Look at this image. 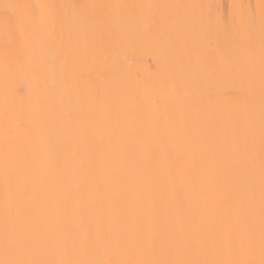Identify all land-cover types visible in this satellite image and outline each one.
Masks as SVG:
<instances>
[{"label": "bare ground", "instance_id": "6f19581e", "mask_svg": "<svg viewBox=\"0 0 264 264\" xmlns=\"http://www.w3.org/2000/svg\"><path fill=\"white\" fill-rule=\"evenodd\" d=\"M13 2L55 5L64 25L0 26V259L7 212L31 259L85 242L91 251L98 234L138 235L159 258L182 242L187 258L215 259V219L241 233L255 226L259 260L264 0ZM235 148L251 161L250 217L236 212L248 181ZM6 151L16 171L7 209Z\"/></svg>", "mask_w": 264, "mask_h": 264}, {"label": "snow or ice", "instance_id": "6c2138e0", "mask_svg": "<svg viewBox=\"0 0 264 264\" xmlns=\"http://www.w3.org/2000/svg\"><path fill=\"white\" fill-rule=\"evenodd\" d=\"M68 8H95V5L77 6L64 5ZM104 7V6H101ZM115 7H120L116 5ZM159 7V6H151ZM55 5H30L24 3L13 2V0H0V26L6 35H9L13 29H21L27 27L26 18H32V26L46 27L49 31H55L57 27H63V15L55 11ZM261 76L264 80V34L261 38ZM244 56L248 66L251 69L254 62V57L248 51H244ZM40 64L47 63V51L41 50L38 53H33ZM17 124L23 122V113L15 115ZM261 140L264 144V115L261 119ZM254 121H248V130L252 131ZM236 152L235 167L241 173L246 175L248 181V193L246 200L240 202L236 208L237 215L242 217H250L255 213V191L251 187L252 175L249 172L251 161L239 153V149L235 148ZM4 166V188L6 193V209L10 201L16 195V171L13 167L9 154L6 151L3 159ZM170 174L175 175L177 168H170ZM42 193L38 188H34L31 193L32 199L42 197ZM213 226L217 227V245L215 248V259H192L187 258L188 249L186 245L173 244L170 249L171 258H159L156 244L152 241H147L140 236H132L127 239L122 237L109 238L105 240L100 234L96 237L95 245L92 246L85 242L79 248H73L68 251L63 248H55L48 253L47 258L31 259L22 257L20 249L24 247L23 238H10L7 212L5 224V258L0 259V264H264V152L261 155L260 167V222H259V250L260 259H254L256 250V231L255 226L249 225L243 233L217 221L213 220ZM146 253L150 255L146 258ZM117 258H109L113 255ZM123 254V258H121ZM134 258H129V257ZM225 256L227 258H225Z\"/></svg>", "mask_w": 264, "mask_h": 264}]
</instances>
